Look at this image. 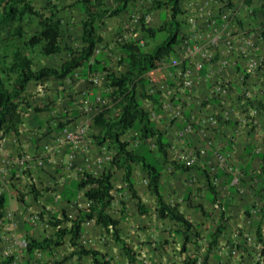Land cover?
<instances>
[{
  "label": "crops",
  "instance_id": "0c3cea01",
  "mask_svg": "<svg viewBox=\"0 0 264 264\" xmlns=\"http://www.w3.org/2000/svg\"><path fill=\"white\" fill-rule=\"evenodd\" d=\"M186 1L184 0L183 7ZM230 2L235 13L232 30L253 29L257 34L259 52L264 54V0H252L253 8L258 9L254 15L246 9L243 11L242 7L248 8L244 0H230ZM215 7L219 10L223 8L218 4ZM109 19L106 18L103 22H108ZM226 56L230 61L224 71L217 65L205 66L201 71L194 69L193 79L197 84L195 81L193 90L185 93H180L177 89L178 78L175 67L166 65L148 73L146 78L150 80V84L158 86L162 106L155 109L149 101H144L143 104L152 111L157 128L169 142L166 162L161 159L154 145H151L154 157L163 164L161 182L165 200L172 205H178L187 219L204 233L210 234L219 224L225 223L224 233L218 238L219 247L229 254L232 250L234 252L232 255L238 254L241 256V261L249 257L248 262L245 261L244 264H251L250 258L255 253L252 254L250 249L262 247L254 233L256 229L254 222L260 216L252 211L253 193L255 199L261 200V206L257 205V207H262L263 214L259 222L261 221L264 235V173L262 172L264 162L261 158V154L264 153V113L259 115L257 126L248 124L247 113L241 106L239 96L244 88L251 87L254 94L247 109H253L254 104L262 101L264 65L249 79L250 85H248L241 79V64L235 62V57L222 52L218 54L220 59H225ZM34 57V69L38 70L43 67L58 68L67 55L62 53L55 57L42 55ZM49 60H54V63L50 64ZM104 65L109 67L111 63L105 60ZM162 72L164 76L160 75ZM76 73L74 77L63 80L48 79L44 82H31L26 91L28 105L23 109L25 116L19 134L0 136V167L2 165L7 167L6 174L0 175V194L4 193L9 197L7 218L2 223L1 232L8 238V235L12 234L11 231H19L20 237H25L27 234L34 239L42 238L39 233L32 235L38 229H35L29 221L30 214L42 213L44 218H51L54 215L61 217L66 213L70 218L75 219L80 211H87L85 191L75 189L74 183L80 182L84 174L93 176L95 170L91 165L101 150L92 138L98 132V129L92 125V118L99 107L110 100L103 95L106 91L102 83L87 85V81L90 82L89 76L95 73L101 74L100 72H88L86 76H82L81 70ZM151 74L160 77V81L155 83V76L150 78ZM222 77L234 81L230 97L226 100L215 98L213 95L214 83ZM98 85L101 90L97 88ZM82 101H87L91 105L89 112L79 111L78 104ZM169 101L172 102L173 107H166ZM178 104H182L184 108L182 117H174V106ZM35 108L43 110L37 112ZM74 111H78L77 114ZM211 115L217 119L218 124L214 127L205 122ZM61 122L66 123L67 126L60 131L54 130ZM79 126H87L90 138L93 140L88 158L77 153L74 161L70 162V148L62 146L60 152L50 154L42 166L23 168L18 165V159L24 153H29L36 159L42 158L46 144L55 142L56 137L65 129L76 130ZM134 136V133L125 136L128 137L131 151L139 148L138 142L133 140ZM201 149H205V156L200 153ZM218 152L231 155V162L226 166H220L221 164L218 166L216 155ZM188 159L192 160L195 170H188L181 163ZM174 165L185 168H176ZM105 170H110L114 178L116 188L114 215L120 220L121 236L136 250L139 247L137 243L143 239L145 231L162 230L164 224L168 225L171 222L159 218L156 197L148 190V176L140 168H136L133 174L134 189L138 198H134L123 182L122 169L107 164ZM206 172L211 175L216 185L217 197L210 196L208 192ZM254 182L258 185L253 186ZM33 191L36 200L33 198ZM20 199H23L25 204H22ZM119 202L121 204L117 205ZM140 205L147 208V211L141 212ZM248 211L251 214H248ZM9 214H12L16 221L15 228L10 227L12 220ZM83 225L84 233L87 232L86 228L97 226L94 220H88ZM98 229L99 239L106 238L104 242L96 241L94 244L90 235L91 239L82 241L85 247L108 254L113 264H128L119 244L113 241L112 234L107 235L108 232L102 227ZM130 232L132 235L129 234ZM7 249L14 257L4 256ZM233 249L239 250L236 252ZM60 253L61 251L59 255ZM213 254L215 255V252ZM214 255H211V258H215ZM17 256L21 264H54V259L61 258L47 254L30 255L27 251L21 252L11 240L0 242V264H12ZM160 258L148 261L149 263L147 260L143 261L145 264H169L166 263L165 258ZM179 259L181 260V257ZM213 261V264H232L224 261L223 255L219 253ZM70 263L77 264L75 260L66 264ZM83 264L91 263L90 260H85Z\"/></svg>",
  "mask_w": 264,
  "mask_h": 264
},
{
  "label": "trees",
  "instance_id": "16d2710c",
  "mask_svg": "<svg viewBox=\"0 0 264 264\" xmlns=\"http://www.w3.org/2000/svg\"><path fill=\"white\" fill-rule=\"evenodd\" d=\"M135 1L137 0H116V4L111 6L105 0H75L69 7L79 9L85 15L81 24V43L78 49H75L64 43L63 34L68 26L65 21L67 16L61 15L62 11L56 3L48 2L47 8L50 12L48 15L36 9L32 0H0V132L5 136L19 134L25 116L23 109L28 105L26 91L31 82L72 78L78 70L82 71V76H86L88 72H104L106 92L103 95L107 96L110 102L99 107L92 118V125L98 129V132L92 136L93 140L99 147L105 146L115 153L110 166L124 171L122 180L134 198H138L134 189V171L140 168L148 176L147 188L156 197L159 218L177 227L176 232L181 240L179 249L181 264H213L211 255L215 252L213 259L216 260L218 257L216 252L220 249L218 238L224 233L225 223L219 224L210 234L204 233L187 219L178 205L168 203L161 182L163 167L154 165L143 149V151L138 149L131 151L130 142L125 137L133 132L135 134L133 140L138 142L140 148H143L142 144L146 145L150 140H155L159 156L163 161H167L169 142L157 128L151 112L143 102L149 100L155 109L162 106L160 92L157 90L153 94L149 93L152 88L146 75L158 69L162 62L176 55V46L180 42L181 33L179 16L182 14L181 5L184 0L152 1L153 10L165 12L162 24L156 29L143 26L141 32L148 38H154L159 32L165 33L166 37L148 52L135 39L126 41L121 47L124 56L120 59V62L127 66L124 72L117 74L109 67H105V55L96 54L104 41L100 33L101 22L106 18L126 15ZM229 4L230 6L232 4L230 0ZM244 4L250 8L248 10L252 15L258 10L253 8L252 0H244ZM62 53H65L67 58L58 68L34 69L35 55L55 57ZM262 101L254 105L264 108V95ZM35 110L38 112L43 109L35 108ZM74 112L77 114L78 111ZM66 126V123L61 122L54 130L60 131ZM151 153V157L159 164L160 161L154 157L152 151ZM261 158L264 162V153L261 154ZM224 159L227 160L228 165L231 158L224 157ZM186 168L196 169L194 165ZM262 172L264 173V166ZM205 178L210 196L217 197L216 185L211 175L206 172ZM74 187L84 190L85 198L92 202L88 210L80 211L75 219L70 218L66 213L61 217L52 216L49 220L51 231L48 236L41 239H34L25 233L29 240L27 252L33 255L39 251L56 258H59L60 251L64 252L63 257L54 259V264H66L72 260L77 264H83L85 260H90L91 264H113L108 254L87 248L82 242L83 224L88 220H94L97 226L112 234L113 241L119 244L128 264H145L132 245L121 236L120 220L114 215L116 198L113 192L116 188L111 171L104 170L98 177L83 175L80 182L74 183ZM34 191L33 198L36 200ZM20 202L25 204L23 199H20ZM8 206L9 197L4 193L0 194V232L2 223L7 218ZM139 208L143 213L147 211V208L141 205ZM252 209L253 213L260 216L254 222L256 226L254 233L262 249L257 260H252L251 264H264V235L261 221L259 222L262 219V207L255 206ZM249 212L248 214H251ZM38 216L40 220L44 219L42 213ZM191 246L199 247L198 255L192 254ZM204 248L206 250L201 251ZM253 251L257 250L254 248Z\"/></svg>",
  "mask_w": 264,
  "mask_h": 264
},
{
  "label": "built area",
  "instance_id": "2783aa9c",
  "mask_svg": "<svg viewBox=\"0 0 264 264\" xmlns=\"http://www.w3.org/2000/svg\"><path fill=\"white\" fill-rule=\"evenodd\" d=\"M220 3L224 7L222 11H216L213 5ZM229 5L228 0H190L186 10V21L188 31L182 35L180 46L179 61H174V65H177L178 69V83L177 89L180 93L192 91L195 86L193 79V70H200L205 63H211L215 58L214 50L219 46H224L227 53H237L240 57L247 60L245 63L246 72L248 74L255 73L263 63V56L257 53L256 39L254 33L247 31L233 32L228 29L232 24V14L227 9ZM135 17V21H137ZM149 20V18H147ZM185 62L186 67L183 68ZM194 64V67L192 66ZM221 68L227 66V61L222 60L220 63ZM182 67V68H181ZM94 84H100L105 80V74H97L90 76L89 79ZM197 84V81H196ZM230 89V83L228 81L219 82L214 87V95L219 98H225ZM156 92L155 88L150 89L149 93ZM243 97L248 100L253 98L249 89H245ZM100 101V99H99ZM243 105L245 101H242ZM166 107H173L171 101L167 102ZM78 109L82 113H87L91 110V105L87 101H82L78 104ZM257 111L253 112V115H257ZM183 116V106L178 104L174 106V117ZM207 122L209 125L214 126L217 123V119L214 116H208ZM1 134V133H0ZM56 141L44 146V154L42 158L36 159L29 153H24L18 159V165L23 168H31L34 165L42 166L44 160L50 157V154L60 152L62 146H68L70 148V162H73L76 154L80 153L84 157L90 156L91 145L93 140L90 138L88 127L79 126L76 130L65 129L60 135L56 137ZM101 152L94 159L91 166L95 170L92 177H98L105 170L107 164H110L114 158L115 153L108 150L107 147H99ZM201 154H205V150L201 151ZM222 164L225 159L219 157ZM188 166L193 164L191 159L186 161ZM7 172V167L2 165L0 167V175H4ZM85 175V174H84ZM88 175V174H86ZM92 202L86 199L85 208L88 210L89 205ZM82 207V206H81ZM36 214V213H35ZM9 218L12 220L10 227L15 228L16 221L13 219L12 214H9ZM50 218L45 217L40 220L39 216H31L29 221L35 229L42 227L46 232V236L49 235L51 227L49 225ZM12 233V232H11ZM6 237L0 232V242L4 243L11 240L17 248L22 252L27 251L29 240L27 237H20V235H8ZM35 254L42 256V252L36 251ZM6 258L14 257L12 252L8 249L4 252ZM12 264H21L19 258H15Z\"/></svg>",
  "mask_w": 264,
  "mask_h": 264
},
{
  "label": "rangeland",
  "instance_id": "374dc122",
  "mask_svg": "<svg viewBox=\"0 0 264 264\" xmlns=\"http://www.w3.org/2000/svg\"><path fill=\"white\" fill-rule=\"evenodd\" d=\"M34 3V6L36 9L46 13L50 14L48 10V2L49 3H56L59 5L60 10L62 11L61 15L65 17L66 24L68 25L66 28L67 30L64 31L63 37H64V43L70 47H73L75 49H78L80 46V31L81 29V24L82 21L85 19L84 13L75 8H70L69 6L75 2V0H32ZM109 5H115L116 0H105ZM144 3L141 5H134L133 8L131 9L130 13L123 18H110L108 22H101L100 28H101V34L104 38L103 43L99 46L101 47V51H104L105 59L107 62L111 63L109 68L117 73L120 74L124 72L127 69V66H125L123 63L120 62V59L124 56L122 52V44H124L126 41L132 39H135L138 41L140 46L145 50V51H150L152 50L157 44L161 43L166 35L165 33H157L154 38H148L145 35L142 34L141 29H142V24H144L145 27H151V28H158L162 24V19L164 16V11L163 10H154L152 12V18L149 23H144L140 22L137 23L136 25L131 22V14L133 15L134 13L139 15V17H144L147 14H151V8L149 9L148 6L151 5L152 1H147L143 0ZM243 8V11H245V8ZM247 17V16H246ZM253 30V29H252ZM122 39V41L120 40ZM143 43V44H142ZM50 64L54 63V60H49L48 61ZM171 63V62H170ZM40 65V63H37V65ZM160 75L164 76V72L160 73ZM155 75L151 74L150 78H153ZM164 78V77H163ZM162 78V79H163ZM160 77L155 76L154 81L155 83L160 81ZM154 84V83H152ZM87 85L89 83L87 82ZM90 86V85H89ZM156 88H158L157 84H154ZM100 88L101 87H97ZM68 95V94H67ZM128 139V137H127ZM130 139V138H129ZM133 142V141H132ZM149 144V145H148ZM146 145H141L143 148H138V151H143L145 155L152 160V163L154 165H157V167H163V165L157 161L155 162L154 158L151 157V148H153L150 143L148 142ZM143 149V150H142ZM239 176V174L237 173ZM254 185L255 182L253 183ZM120 190V189H118ZM257 203V204H256ZM121 202L117 203V205H120ZM124 205V204H123ZM261 206V200L260 199H255V194L253 193V207L255 206ZM31 216H36V214H30L28 215V218ZM88 227V226H87ZM147 227V226H146ZM98 228L99 226H92L91 229L90 227L86 228L87 232H83V238L82 241H86L87 239L93 240L94 244L97 242H104L106 239L103 235L101 237H104L103 240L99 239V234H98ZM145 228V227H144ZM42 227H38V231L33 232L32 235H35V233H39L40 236L43 238L46 235V231ZM11 231V230H10ZM177 227L173 223H169L168 225L164 224L162 230H148L144 232L143 239L139 240V247L136 249V253L139 255V258L141 260H147L148 261H154V259L159 258H165L167 261L166 263L169 264H176L177 262L181 263V260L179 257H181V254L179 252L180 245H181V240L178 238L177 235ZM13 235H20L19 231H11ZM160 232V233H159ZM45 233V234H44ZM159 233V234H157ZM132 235V233H129ZM4 235L7 237V235L4 233ZM31 235V234H30ZM92 236L91 238L89 236ZM109 235V234H107ZM163 235V236H162ZM27 236V235H26ZM25 236V237H26ZM41 239V238H40ZM89 241V240H88ZM138 241V240H137ZM109 242V241H108ZM110 243V242H109ZM192 249V254L198 255L199 253V247L196 246H191ZM206 248H204L201 251H205ZM237 250V249H233ZM252 254L253 250L252 248L250 249ZM229 251V250H228ZM217 254L219 253L220 255H223L224 261H229L232 264H244L245 261L248 262V258L246 260L241 261V256L238 254L232 255L234 252L231 250L230 253H226L223 248H220L218 251H216ZM202 253V252H201ZM64 252H61L59 257H63ZM257 257V254H255L251 260H255ZM164 260V261H165ZM213 258L211 259V263H213ZM71 264V263H70Z\"/></svg>",
  "mask_w": 264,
  "mask_h": 264
},
{
  "label": "clouds",
  "instance_id": "9594fccd",
  "mask_svg": "<svg viewBox=\"0 0 264 264\" xmlns=\"http://www.w3.org/2000/svg\"><path fill=\"white\" fill-rule=\"evenodd\" d=\"M147 1H150L151 2V0H147ZM189 2H190V0H187L186 1V4L184 5V7H183V4H184V1H183V3H182V5H181V9H182V14L179 16V21L181 22V33H180V42H181V37H182V35H184L187 31H188V28H187V21H186V10H187V7H188V4H189ZM228 2H229V0H228ZM144 3V1L143 0H137V1H135L134 3H133V5L132 6H130L131 8L129 9V12L126 14V15H128L129 13H130V11H131V9L133 8V6L134 5H142ZM216 4H218V6H221V4L220 3H216ZM216 4H214L213 5V8L216 10V11H222L223 9H224V7L223 6H221V7H223L222 9H217L216 7H215V5ZM152 3H151V5L150 6H148V8L150 9L151 8V14H147V15H145L144 17H139V15H137V14H131V22L133 23V24H137V23H139L140 24V22H144V23H149V21L151 20V18H152V12H154V10L152 9ZM247 7V6H246ZM227 9H229V11L231 12V14H232V18H231V21H232V24L230 25V27H228V29H230V30H232V25L234 24V22H235V19H234V17H235V13L232 11V7H230V4L228 5V7H227ZM246 10H247V12L249 11L248 10V8H245ZM125 16V15H124ZM126 17V16H125ZM135 17H137V21H135ZM114 18H116V17H114ZM120 18V17H119ZM121 18H123V16H121ZM147 18H149V20H147ZM103 22V21H102ZM143 26H144V24H142ZM142 26V27H143ZM101 29V28H100ZM233 32H241V31H247V32H249V33H254V37H255V39H256V45H257V53L259 54V55H261V56H263V59H264V54H262V53H260L259 52V46H258V43H257V34H256V32L255 31H253L252 29H237V30H232ZM132 39V38H131ZM121 41H122V39H120ZM180 42H179V44L176 46V55H174V56H171L169 59H167V60H165L164 62H162L161 63V65H160V67L159 68H162V67H164V66H166V65H171V66H173V67H175L176 69H177V75H178V67H177V65H174V61H179V59H180V51H179V49H178V47L180 46ZM81 43V42H80ZM143 44V43H142ZM123 45V44H122ZM98 52H103L104 53V51H101V47H99L98 48V50H97V52H96V54L98 53ZM219 52H222L223 54H226V55H231V56H234L235 57V62L237 63V64H241V68H242V73L240 74V76H241V79H242V81L245 83V84H248V82H249V79H251L252 77H253V75H255L258 71H260L261 70V68L263 67V65H264V61H263V63L261 64V66H260V68L255 72V73H253V74H248L247 72H246V67H245V63L247 62V60L245 59V58H243V57H240L237 53H227V51L225 50V48H224V46H219V47H217L215 50H214V54H215V58L211 61V63H205L204 65H203V67L200 69V71L205 67V66H211V65H217V66H219L220 68H221V66H220V63H221V61L222 60H225V61H227V66H229V61H230V59L226 56V58L225 59H220V58H218V54H219ZM124 55V54H123ZM171 62V63H170ZM193 67H194V64L192 65ZM227 66H225L224 68H222V70L224 71L225 69H226V67ZM236 66V65H235ZM183 68H185L186 67V64H185V62L183 63V66H182ZM181 67V68H182ZM158 68V69H159ZM157 70V69H156ZM153 71H155V70H153ZM152 72V71H151ZM101 73V75L102 74H105L104 72H100ZM77 73L75 72V75H76ZM97 74H99V73H95L94 75H97ZM148 75V74H147ZM89 79H90V76H89ZM105 81V80H104ZM222 81H228L229 83H230V89H229V93H228V95L225 97V98H219V97H216L215 95H214V89H213V95H214V97L215 98H218V99H223V100H226L227 98H229L230 97V94H231V91H232V89H233V85H234V81L232 80V79H229V78H226V77H222L219 81L217 80L215 83H214V87H215V85H217L219 82H222ZM89 84H94V83H92L91 81L89 82V81H87ZM177 83H178V81H177ZM102 85H104V82H102ZM248 85H250V84H248ZM98 87H99V85H98ZM153 87H155L154 85H150V88H153ZM156 89V91H157V89L158 88H155ZM245 89H249L250 91H251V93H252V96H253V94H254V91L252 90V88L251 87H247V88H244L243 90H242V92H241V94H240V96H239V99H240V102H241V106L244 108V112L245 113H247V118H248V124L250 123V124H253V126H257L258 124H257V119H258V117H259V115L260 114H263L264 113V108H258V107H253V109H247V108H249V106H250V101H251V99H248V100H246L244 97H243V93H244V91H245ZM188 92V91H187ZM258 95V94H257ZM144 101H149V100H144ZM242 101H245L244 102V105L242 104L243 102ZM110 101H108L107 103H109ZM150 102V101H149ZM107 103H105V104H102V105H106ZM183 106V105H182ZM149 110V109H148ZM150 111V110H149ZM254 111H257V115H253V112ZM151 112V115H152V119H153V121L155 122V120H154V114L152 113V111H150ZM183 114H184V108H183ZM218 123H216V125H217ZM216 125H214V126H216ZM211 126V125H210ZM214 126H211V127H214ZM133 133V132H132ZM0 136L1 137H3L4 135L1 133L0 134ZM150 143V145H154V148H156L157 149V147H156V141L155 140H153V142H149ZM203 149H201V151H202ZM205 150V149H204ZM201 151H200V153H201ZM205 154H206V151H205ZM205 154H204V156H205ZM217 155V162H219L220 161V159H219V157L221 156V157H225V158H231V155H225V154H222V153H217L216 154ZM231 160H232V158L229 160L230 162H231ZM188 161V160H187ZM181 163H183L184 164V166L185 167H190V166H188L187 164H186V161H184V162H181ZM221 163L219 162V165H220ZM227 165V160H225L220 166H226ZM175 166V165H174ZM192 166V165H191ZM176 167V166H175ZM147 185H148V180H147ZM114 193V192H113ZM217 204H220V203H217ZM257 251L255 252L254 251V253L255 254H257V257H258V255L260 254V251H261V249H262V247H254ZM254 248H252V250L254 249ZM239 249H237V250H234V251H238ZM257 257H256V259L255 260H257ZM11 258V257H10ZM252 263V262H251Z\"/></svg>",
  "mask_w": 264,
  "mask_h": 264
},
{
  "label": "bare ground",
  "instance_id": "6f19581e",
  "mask_svg": "<svg viewBox=\"0 0 264 264\" xmlns=\"http://www.w3.org/2000/svg\"><path fill=\"white\" fill-rule=\"evenodd\" d=\"M150 22V21H149ZM1 133V132H0ZM202 261V260H201ZM201 264V263H200Z\"/></svg>",
  "mask_w": 264,
  "mask_h": 264
}]
</instances>
